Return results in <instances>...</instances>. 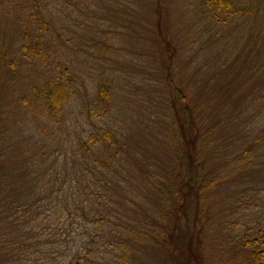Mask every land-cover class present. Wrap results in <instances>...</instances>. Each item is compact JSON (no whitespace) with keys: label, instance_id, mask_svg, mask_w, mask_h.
I'll use <instances>...</instances> for the list:
<instances>
[{"label":"rangeland","instance_id":"1","mask_svg":"<svg viewBox=\"0 0 264 264\" xmlns=\"http://www.w3.org/2000/svg\"><path fill=\"white\" fill-rule=\"evenodd\" d=\"M259 1L261 8L255 20L238 22L230 31L211 27L216 39L225 34L222 45L192 50L191 35L181 42L187 46L181 72L189 83L188 91L201 102L210 92L214 95L212 123L222 126L216 174L224 178L217 189L215 218L207 228L208 254L202 264H218L230 258V249L239 236L264 231V0ZM0 3V138L6 144L20 139L32 143L35 133L27 125L28 116L15 111L19 97L28 91L20 85L21 80H37L49 71L52 75L55 63L61 62V69L75 80V86L65 108L67 133L59 143L65 149L49 169L61 168L65 153L68 158L77 153L79 144L97 128L110 127L116 132L119 146L110 151L117 152V156L111 163L113 169L101 181L109 182L108 196L119 197L120 201L107 195L105 201L115 214L126 209L128 214L137 212L141 223L148 221L147 199L143 201L134 187L137 189L150 173L158 174L169 160L165 137L169 118L155 75V34L164 20L169 26L172 20L180 33H188V19H195L192 22L200 30L197 14L190 11L192 6L200 13L198 0H41L37 17L32 16L30 2ZM39 16L43 23L37 20ZM184 26L186 30H182ZM24 35L41 45L45 64L33 67L31 61L22 58ZM103 76L116 86L112 115L91 119L88 112L95 100V86ZM14 111L18 117L12 118ZM102 148L105 146L93 150L92 162L96 155L101 159L109 155ZM244 152H248L245 164L239 158ZM67 167L66 172L53 177L60 188L56 202L64 204L75 191L67 185L76 170L71 164ZM36 168L34 165L33 170ZM118 224L120 219L113 222ZM161 257L148 249L139 264H162ZM106 259L117 264L115 259Z\"/></svg>","mask_w":264,"mask_h":264},{"label":"trees","instance_id":"2","mask_svg":"<svg viewBox=\"0 0 264 264\" xmlns=\"http://www.w3.org/2000/svg\"><path fill=\"white\" fill-rule=\"evenodd\" d=\"M24 1L30 2L32 16L37 17L41 0ZM198 2L200 13L192 6L190 11L197 14L200 30L192 22L195 19H188L191 27L188 33H180L172 20L170 26L164 20L155 34V75L169 118L165 136L169 160L158 174L147 175L137 189L132 185L143 201L144 197L147 199L148 221L141 223L137 212L128 214L126 209L117 212L119 217L109 210L112 206L105 201L111 190L107 188L109 182L101 179L113 169L111 163L117 152L110 151L119 146L116 132L110 127L97 128L95 134L79 144L77 153L70 158L65 153L61 168L49 169L65 149L59 143L67 133L65 108L75 86V80L61 69L62 63H55L52 75L49 71L37 80L29 77L21 80L20 85L28 91L19 97L15 111L21 110L28 116L27 125L35 134L29 145L24 139L6 144L0 138V264H111L107 257L117 260V264H139L148 249L162 256V264H202L208 254L205 252L207 228L215 218L217 189L224 178L216 174L220 166H216L220 161L216 159L222 126L212 123L214 95L210 92L201 102L188 91L189 83L181 72V59L187 46L181 42L188 41L191 35L192 50L222 45L225 34L216 39L211 27L230 31L238 22L255 20L261 6L259 0ZM41 19V16L37 18ZM21 45L22 58L31 61L33 67L45 64L39 43L31 42L24 35ZM262 81L264 84V77ZM115 91L116 86L109 78L103 76L98 80L95 100L88 112L91 119L102 120L112 115ZM15 111V115L10 114L12 118L18 117ZM103 145L102 149L109 155L104 159L96 155L92 162L93 150ZM247 153L239 157L243 164ZM68 164L76 172L67 186L75 191L64 204L56 202L60 188L53 177L66 172ZM34 165L37 168L33 170ZM108 197L120 201L119 197ZM114 217L117 221L120 219L117 226L111 220ZM230 252L231 257L217 261L218 264H242L243 261L264 264V231L239 236Z\"/></svg>","mask_w":264,"mask_h":264}]
</instances>
